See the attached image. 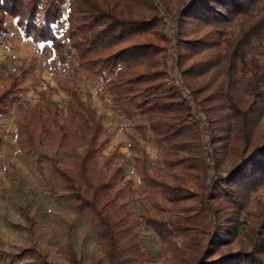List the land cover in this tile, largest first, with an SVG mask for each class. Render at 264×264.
Listing matches in <instances>:
<instances>
[{
	"label": "trees",
	"instance_id": "16d2710c",
	"mask_svg": "<svg viewBox=\"0 0 264 264\" xmlns=\"http://www.w3.org/2000/svg\"><path fill=\"white\" fill-rule=\"evenodd\" d=\"M8 18L35 46L49 43L59 66L98 79L134 131L138 217L125 158L102 153L109 133L73 79L58 84L65 109L46 99L15 121L31 167L42 175L47 160L61 199L90 224L102 258L88 264H264V0H0V39ZM27 75L0 74V117ZM139 141L154 146L153 167ZM3 145L0 133V154ZM59 150L70 151L67 166L56 163ZM140 228L157 237L158 254L143 248ZM66 254L53 261L30 243L17 258L85 264L69 245Z\"/></svg>",
	"mask_w": 264,
	"mask_h": 264
},
{
	"label": "rangeland",
	"instance_id": "374dc122",
	"mask_svg": "<svg viewBox=\"0 0 264 264\" xmlns=\"http://www.w3.org/2000/svg\"><path fill=\"white\" fill-rule=\"evenodd\" d=\"M62 10L64 16L53 26L57 35L67 28L65 5ZM6 26L9 33L0 39V74L5 76L19 68H25L28 75L21 104L14 106L8 120H0V133L7 139L6 151L0 158V264H31L32 258L29 255L17 258L20 250L30 243H34L39 250L47 251L53 261L62 263L66 261V246L69 245L88 264L94 258H102L98 240L90 224L72 203L61 199L60 185L53 178L47 160H42V175L31 167L26 156L27 148L18 144L13 133V121L23 110L31 108L41 99V92H44L43 98L54 101L65 109L68 97L64 91L59 90L58 84L73 79L75 89L95 108L109 133V141L102 153H115L117 158H125L124 180L129 182L135 193H126V199L130 202V209L138 217L143 212L145 201L141 194V183L132 169L127 150V134H134V131L127 121L111 110L108 96L100 93L98 79L86 78L83 74L73 75L59 66L49 43L34 45L31 50V46L25 41L16 43V35L20 32L15 21L8 18ZM139 143L146 151L148 165L153 167L156 160L154 146L141 141ZM48 154L54 156L53 151ZM37 157L38 153H35L32 159ZM70 161V151L59 150L56 163L67 166ZM50 189L54 191V197L49 195ZM139 234L143 248L153 255L160 252L158 239L152 232L140 228Z\"/></svg>",
	"mask_w": 264,
	"mask_h": 264
},
{
	"label": "crops",
	"instance_id": "0c3cea01",
	"mask_svg": "<svg viewBox=\"0 0 264 264\" xmlns=\"http://www.w3.org/2000/svg\"><path fill=\"white\" fill-rule=\"evenodd\" d=\"M23 41H25L27 44H29L31 47L29 48V50H31V49H33L34 48V44H33V42L31 41V39H27V38H24L20 33H18L17 35H16V38H15V42L16 43H22ZM24 90H25V87H24ZM23 93H24V91H23ZM39 97L41 98L39 101H37L36 103H40V102H42L43 100H46L45 98H43L44 97V92L42 93H40V95H39ZM21 98H22V96H21ZM49 100V99H48ZM19 103L21 104V99H20V101H19ZM35 103V104H36ZM34 104V105H35ZM33 105V106H34ZM15 106V105H14ZM14 106H13V108H14ZM12 108V109H13ZM12 109H11V111H12ZM11 111L9 112V114L7 115V116H5V117H0V120H4V121H6V120H8V117H9V115H10V113H11ZM18 118V117H17ZM16 121V120H15ZM15 121H13V126H12V128H13V133L16 135V133H15ZM6 142H7V139H5L4 138V145H3V147H2V151H1V154H0V158H1V155L3 154V153H5V151H6V147H7V145H6Z\"/></svg>",
	"mask_w": 264,
	"mask_h": 264
}]
</instances>
